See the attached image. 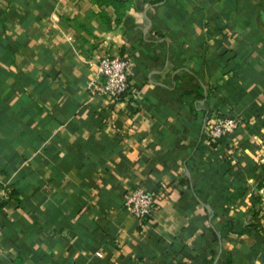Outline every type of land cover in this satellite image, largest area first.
I'll use <instances>...</instances> for the list:
<instances>
[{
  "label": "crops",
  "instance_id": "0c3cea01",
  "mask_svg": "<svg viewBox=\"0 0 264 264\" xmlns=\"http://www.w3.org/2000/svg\"><path fill=\"white\" fill-rule=\"evenodd\" d=\"M114 54L135 91L110 102L94 61ZM200 93L237 128L209 137ZM261 167L264 0H130L119 17L0 0V264H264ZM138 185L162 190L141 220L123 206Z\"/></svg>",
  "mask_w": 264,
  "mask_h": 264
},
{
  "label": "built area",
  "instance_id": "2783aa9c",
  "mask_svg": "<svg viewBox=\"0 0 264 264\" xmlns=\"http://www.w3.org/2000/svg\"><path fill=\"white\" fill-rule=\"evenodd\" d=\"M90 63V61H89ZM99 80L92 90L102 95L108 101H120L130 93H134L128 72L130 57L126 54L99 56L94 61ZM239 124V119L234 116H218L209 114L204 127L206 134L211 138H219L231 132ZM9 187L0 185V197L6 198ZM160 188H151L144 185L135 186L123 199L124 208L136 219L150 218L157 208V200L161 195ZM264 230V218L262 219Z\"/></svg>",
  "mask_w": 264,
  "mask_h": 264
},
{
  "label": "trees",
  "instance_id": "16d2710c",
  "mask_svg": "<svg viewBox=\"0 0 264 264\" xmlns=\"http://www.w3.org/2000/svg\"><path fill=\"white\" fill-rule=\"evenodd\" d=\"M94 1L99 2V3H104V4H110L114 8L116 13L118 14V17L123 14L124 10L127 8V6L130 3V0H94ZM198 87H201V83L199 81H198ZM203 98H204V94L200 93L199 96L194 100L193 109L194 110L197 109V110L201 111L202 116H203V125H204L206 117L209 115V109H208V107H206L204 105V103H203L204 99ZM199 101H201V104L197 103ZM217 115H218V113H217ZM261 169H262V173H261L260 180L264 179V169H263V167H261ZM260 180L258 181V184H260L259 183ZM8 187H9V190L7 193V197L4 199H7L12 193L10 185H8ZM151 188H155V187L151 186ZM4 199H2V200H4ZM252 200H253V202L258 201V200H260V196L253 195ZM250 210H251L252 215H254L256 213V210H253L252 208ZM223 226H227V224L224 223ZM209 229L211 231L212 238L216 239L217 238V229L214 228L212 225L209 226ZM208 252H209V257L204 258L203 264H214L213 262H215L214 259H215L216 253L212 249H209ZM227 261H228V258L226 257L222 260V262L220 264H226Z\"/></svg>",
  "mask_w": 264,
  "mask_h": 264
},
{
  "label": "rangeland",
  "instance_id": "374dc122",
  "mask_svg": "<svg viewBox=\"0 0 264 264\" xmlns=\"http://www.w3.org/2000/svg\"><path fill=\"white\" fill-rule=\"evenodd\" d=\"M218 116H222V115L218 114ZM226 116H228V115H226ZM235 128H237V127H235ZM227 134H228V133L224 134L223 136H225V135H227ZM223 136H221V137H223Z\"/></svg>",
  "mask_w": 264,
  "mask_h": 264
},
{
  "label": "water",
  "instance_id": "95a60500",
  "mask_svg": "<svg viewBox=\"0 0 264 264\" xmlns=\"http://www.w3.org/2000/svg\"><path fill=\"white\" fill-rule=\"evenodd\" d=\"M148 26H149V23H147V24H146V26H145V29H147V28H148Z\"/></svg>",
  "mask_w": 264,
  "mask_h": 264
}]
</instances>
